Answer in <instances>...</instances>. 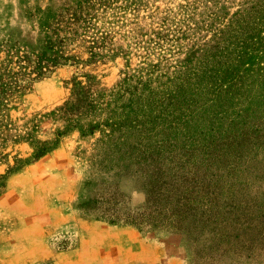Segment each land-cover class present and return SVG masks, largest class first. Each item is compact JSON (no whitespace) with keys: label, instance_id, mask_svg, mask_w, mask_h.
<instances>
[{"label":"rangeland","instance_id":"obj_1","mask_svg":"<svg viewBox=\"0 0 264 264\" xmlns=\"http://www.w3.org/2000/svg\"><path fill=\"white\" fill-rule=\"evenodd\" d=\"M249 2L258 0H0V48L17 43L37 50L44 22H91L116 53L92 68L111 88L126 66L160 62L164 72L198 57ZM75 71L55 69L22 96L11 110L18 126L34 129L40 141L53 140L64 123L50 115L69 96ZM96 138L65 133L58 148L7 178L0 195V264H131L137 252L134 264H264V213L257 212L264 204L252 193L261 178L264 187V146L247 156L251 187L236 186L239 194L220 201L223 228L194 214L178 234L100 217L109 215L100 208L114 210V204L99 205L110 195L122 212L149 201L124 148L102 147ZM14 150L21 157L30 152L24 143ZM4 171L0 166V175Z\"/></svg>","mask_w":264,"mask_h":264},{"label":"trees","instance_id":"obj_2","mask_svg":"<svg viewBox=\"0 0 264 264\" xmlns=\"http://www.w3.org/2000/svg\"><path fill=\"white\" fill-rule=\"evenodd\" d=\"M43 45L17 43L0 48V195L7 178L58 148L63 134L95 135L104 147L124 148L138 167L149 203L122 212L118 200L106 210L109 222L184 233L188 217L199 214L223 228L220 201L234 198L236 186L250 188L249 152L264 146V0L249 2L198 57L176 70L160 62L134 70L126 66L111 88L94 69L114 58L111 44L91 22H44ZM222 35V36H221ZM73 67L69 96L50 116L64 123L53 140L40 141L34 129L11 116L21 97L55 69ZM262 114V116H261ZM27 144L26 157L15 153ZM127 153V154H126ZM252 192L264 204L263 179ZM257 202V201H256ZM254 212L255 208H251ZM110 211V212H109ZM264 213V206L257 210ZM184 225V226H183Z\"/></svg>","mask_w":264,"mask_h":264},{"label":"crops","instance_id":"obj_3","mask_svg":"<svg viewBox=\"0 0 264 264\" xmlns=\"http://www.w3.org/2000/svg\"><path fill=\"white\" fill-rule=\"evenodd\" d=\"M131 248H133V247H131ZM138 256H139V253L138 252L135 253V254H131L130 255V258H129L130 263L131 264H134V261H136L138 259Z\"/></svg>","mask_w":264,"mask_h":264}]
</instances>
